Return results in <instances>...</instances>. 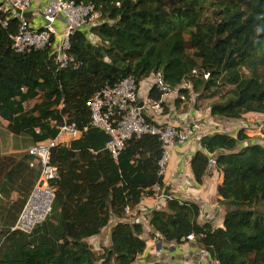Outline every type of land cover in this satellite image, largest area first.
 I'll return each instance as SVG.
<instances>
[{"label": "trees", "instance_id": "16d2710c", "mask_svg": "<svg viewBox=\"0 0 264 264\" xmlns=\"http://www.w3.org/2000/svg\"><path fill=\"white\" fill-rule=\"evenodd\" d=\"M72 1L92 6L98 19L73 32L65 66L57 60L55 38L18 52L12 36L20 20L10 3L0 1V120L31 146L54 139L65 122L83 130L53 150L59 176L52 182V210L29 234L11 228L39 169L30 166L27 151L0 156V264H136L146 252L145 226L126 210L154 197L156 187L166 189L159 165L163 144L149 134L133 137L114 159L105 149L109 135L92 125L87 106L101 89L127 78L139 89L161 73L186 100L193 93L198 101L217 98L210 105L213 117L239 121L264 114V0ZM162 96L155 86L148 93L152 100ZM249 140L243 128L235 136H201L204 152L191 161L198 184L212 159L223 175L222 226L201 223L197 203L172 197L147 215L152 236L182 245L193 235L214 264H264V146ZM112 221L110 243L97 254L89 240Z\"/></svg>", "mask_w": 264, "mask_h": 264}, {"label": "built area", "instance_id": "2783aa9c", "mask_svg": "<svg viewBox=\"0 0 264 264\" xmlns=\"http://www.w3.org/2000/svg\"><path fill=\"white\" fill-rule=\"evenodd\" d=\"M11 7L16 11L20 20L19 32L12 36L13 46L18 52L37 50L45 47L52 38L56 44L54 50L57 60L62 66L68 61L66 51L70 47V37L73 32L89 25H95L98 14L92 6L77 5L72 0H50L41 11L44 21L32 27L27 18V11L31 0H9ZM60 20L57 25V21ZM94 37L91 35L90 38ZM95 40V39H93ZM152 83L148 92L156 87L163 93L161 100H152L148 96L141 99L139 89L134 79L127 78L114 87L101 89L87 102L91 112V121L94 127L104 130L109 135L105 149L117 159L126 142L133 137L143 135L157 137L163 144V156L159 163L160 174L164 175L170 160V150L176 144H188L195 140L200 141L202 125L200 123L160 124L157 118L164 115V98L176 94V99L186 101V96L171 90L164 82L161 73L152 75ZM149 110L152 113H149ZM83 130L76 123L60 125L54 139L39 142L27 149L32 158L30 166L39 169V177L29 194L26 203L20 212L11 231L31 233L33 229L46 220L52 210L55 197V187L52 184L59 176V170L52 162L53 150L62 144H69L77 140ZM216 164L211 160V167ZM156 194L161 193L159 187ZM131 214V210H126ZM189 241L195 243V237L189 236ZM204 253V251H202Z\"/></svg>", "mask_w": 264, "mask_h": 264}, {"label": "crops", "instance_id": "0c3cea01", "mask_svg": "<svg viewBox=\"0 0 264 264\" xmlns=\"http://www.w3.org/2000/svg\"><path fill=\"white\" fill-rule=\"evenodd\" d=\"M49 1L50 0H34V2L31 4L30 8L27 11V18L32 27L38 26L43 23L44 19L41 16V11L44 7L47 6ZM59 22L60 20L57 21V25L59 24ZM143 82L141 83L139 89V96L141 99L147 97L149 93V85L143 87ZM200 101L202 100L198 101L196 99V104L194 106L192 104L191 106H189L186 105V103H177L176 95L167 96L164 98V115L158 117L157 122L160 124H172L175 126L181 124H191L194 122L200 123L202 125V130H204V132L202 131V136L214 134L217 132L227 133L225 131H210L213 119H216V117H213L211 115V108L207 109V112L205 114L198 108H196L199 105ZM149 113L151 114L152 111L149 110ZM250 114H246L244 118H247ZM230 135L235 136L236 134L233 133ZM199 151L204 152L199 140H195L188 144L178 143L173 148H171L170 160L163 175L166 189L162 194L159 193L154 197L143 198L138 208L132 211V214L140 212L139 214H136L138 215L137 218L143 216V213H146L148 215L153 209H160L165 207L166 199L173 197L197 203L200 206L201 210V214L199 217V221L201 223L209 222L212 223L215 227L222 226L224 219V210L219 205L220 197L218 195V186L223 181V175L216 168V165H214L208 170V173L204 177L203 182L201 184H198L191 169V161L195 154ZM112 222L113 224L115 223V221ZM144 226L147 227L149 232H151L148 223ZM111 227H109L108 229L110 230ZM159 243L164 242L157 234H155L152 239H148V247L146 252L138 258L142 261L136 264H152L154 262L196 264L197 262H194L198 261L199 259V257L197 256L203 254L202 251L197 248V245L194 242H186L182 245L170 244L172 248H168V246L162 249L158 247ZM166 256L167 258L165 259Z\"/></svg>", "mask_w": 264, "mask_h": 264}, {"label": "rangeland", "instance_id": "374dc122", "mask_svg": "<svg viewBox=\"0 0 264 264\" xmlns=\"http://www.w3.org/2000/svg\"><path fill=\"white\" fill-rule=\"evenodd\" d=\"M5 1V4L10 3L8 0H0ZM32 1V0H31ZM34 0L32 1V3ZM31 3V4H32ZM92 40L94 37L91 38ZM153 80V77L150 76L143 82V87L148 86ZM184 87L190 88V85L186 82L183 85ZM175 96L176 94H171ZM196 94H192L191 97L187 98L185 102H182L183 104L186 103V105L191 106V104L194 106L196 104L197 99ZM193 99V100H192ZM217 98L209 99V100H202L199 102V105L196 107L204 114L207 112V109L210 108V105L217 101ZM209 111V110H208ZM209 114V112H208ZM8 124L7 122L0 120V156L4 155H19L20 153H24L27 151V149L31 146L30 140L27 139L26 136H16L9 132L7 128ZM210 131H225L230 134H236L237 130L240 128L245 129L246 134L250 137V140L248 143H257L262 146H264V114H250L247 118H243L239 121H231V120H225L221 118L213 119V123L211 124ZM224 126V127H223ZM204 132V130H202ZM17 198L16 194H13L11 196L12 200H15ZM138 214L140 212H137ZM136 213V214H137ZM132 214V212H131ZM132 214L130 215L131 220L135 219L136 221H139L143 223L144 225H147V214L143 213L144 215L140 218H137L138 215ZM113 224L110 223V225L105 228L100 235L95 236L89 240V243L91 244V247L95 253H101L103 247H106L110 243V230L108 229ZM144 237L148 239H152L153 236L145 227V234ZM169 246V247H168ZM161 249L164 247L172 248L171 245L165 244V243H159V246ZM198 261H195L196 264H214L210 262V260L207 258L206 254H201ZM167 256L165 257V259ZM142 260L138 259L136 263H140Z\"/></svg>", "mask_w": 264, "mask_h": 264}]
</instances>
